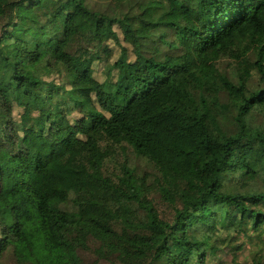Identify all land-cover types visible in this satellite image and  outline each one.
I'll list each match as a JSON object with an SVG mask.
<instances>
[{"label":"trees","instance_id":"trees-1","mask_svg":"<svg viewBox=\"0 0 264 264\" xmlns=\"http://www.w3.org/2000/svg\"><path fill=\"white\" fill-rule=\"evenodd\" d=\"M0 264H264V0H0Z\"/></svg>","mask_w":264,"mask_h":264},{"label":"rangeland","instance_id":"rangeland-1","mask_svg":"<svg viewBox=\"0 0 264 264\" xmlns=\"http://www.w3.org/2000/svg\"><path fill=\"white\" fill-rule=\"evenodd\" d=\"M51 9L52 8H49L48 10H44L43 9L42 10V13H44L45 11L49 12ZM58 23H60V22H58ZM174 37H175L174 34L172 32H169L166 35V38H165V41H164L165 46H167L169 44V42H171V40L174 39ZM245 39H246L245 38V35H239L234 40L231 41V44H229V46L231 48H237V47L243 46L244 43H245ZM175 44H176V47H180V44H179L178 41H175ZM159 48L160 49L157 51V53L155 55L156 56L155 57L156 59L165 58L168 54L171 56V54L169 53L168 50H164L161 47H159ZM177 54L183 60V62L184 61H187V60L191 61V65H193L192 62L195 61V59H196V51H194V47H190V49L188 50L187 57L185 59H184V56H185L186 52L179 51ZM108 70H109V65H105L103 67V71L105 73H107ZM138 70L140 72L143 71V69L141 67H138ZM104 90H105L106 94L108 95L109 100H111V102L114 101L113 98H112V96H111V94H110V90H111L110 89V86H105L104 87ZM50 141H51V139H49V140H47V141H45L43 143V148L44 149H47L48 148ZM228 224L229 225L236 226L237 223L236 222H228ZM217 231H218L219 234H223L225 232V231L219 230V228L217 229ZM251 237H253V233L251 234ZM253 241L256 242L255 240H253Z\"/></svg>","mask_w":264,"mask_h":264}]
</instances>
